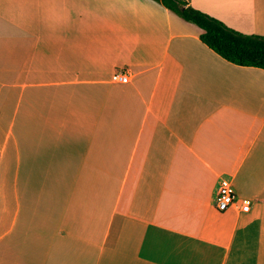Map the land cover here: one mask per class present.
Listing matches in <instances>:
<instances>
[{
  "label": "crops",
  "instance_id": "obj_1",
  "mask_svg": "<svg viewBox=\"0 0 264 264\" xmlns=\"http://www.w3.org/2000/svg\"><path fill=\"white\" fill-rule=\"evenodd\" d=\"M189 4L264 36V0ZM200 33L153 0H0V264H264V70Z\"/></svg>",
  "mask_w": 264,
  "mask_h": 264
},
{
  "label": "trees",
  "instance_id": "obj_2",
  "mask_svg": "<svg viewBox=\"0 0 264 264\" xmlns=\"http://www.w3.org/2000/svg\"><path fill=\"white\" fill-rule=\"evenodd\" d=\"M201 30L199 39L228 63L264 70V36L243 34L194 9L189 0H153Z\"/></svg>",
  "mask_w": 264,
  "mask_h": 264
},
{
  "label": "built area",
  "instance_id": "obj_3",
  "mask_svg": "<svg viewBox=\"0 0 264 264\" xmlns=\"http://www.w3.org/2000/svg\"><path fill=\"white\" fill-rule=\"evenodd\" d=\"M111 81L115 84H127L129 82V74L125 70L114 71L111 75ZM213 206L218 212L234 209L239 213H247L250 209V202L247 199L238 200L232 181L228 178H222L218 182Z\"/></svg>",
  "mask_w": 264,
  "mask_h": 264
}]
</instances>
